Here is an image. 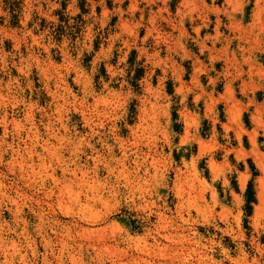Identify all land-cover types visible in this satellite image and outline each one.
Returning <instances> with one entry per match:
<instances>
[{
	"label": "rangeland",
	"instance_id": "1",
	"mask_svg": "<svg viewBox=\"0 0 264 264\" xmlns=\"http://www.w3.org/2000/svg\"><path fill=\"white\" fill-rule=\"evenodd\" d=\"M0 264H264V0H0Z\"/></svg>",
	"mask_w": 264,
	"mask_h": 264
},
{
	"label": "bare ground",
	"instance_id": "2",
	"mask_svg": "<svg viewBox=\"0 0 264 264\" xmlns=\"http://www.w3.org/2000/svg\"><path fill=\"white\" fill-rule=\"evenodd\" d=\"M172 257V256H171Z\"/></svg>",
	"mask_w": 264,
	"mask_h": 264
}]
</instances>
